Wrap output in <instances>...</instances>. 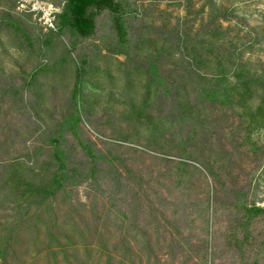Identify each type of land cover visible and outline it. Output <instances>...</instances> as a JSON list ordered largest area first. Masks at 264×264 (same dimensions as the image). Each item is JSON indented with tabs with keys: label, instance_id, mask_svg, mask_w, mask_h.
Returning a JSON list of instances; mask_svg holds the SVG:
<instances>
[{
	"label": "rangeland",
	"instance_id": "374dc122",
	"mask_svg": "<svg viewBox=\"0 0 264 264\" xmlns=\"http://www.w3.org/2000/svg\"><path fill=\"white\" fill-rule=\"evenodd\" d=\"M37 1L0 0V264H264V0H128L123 38Z\"/></svg>",
	"mask_w": 264,
	"mask_h": 264
},
{
	"label": "trees",
	"instance_id": "16d2710c",
	"mask_svg": "<svg viewBox=\"0 0 264 264\" xmlns=\"http://www.w3.org/2000/svg\"><path fill=\"white\" fill-rule=\"evenodd\" d=\"M128 0H67L65 11L60 16L65 22L81 35H87L94 27V18L98 11L106 9L117 28L118 33L125 37L124 5ZM249 210H258L249 209Z\"/></svg>",
	"mask_w": 264,
	"mask_h": 264
},
{
	"label": "built area",
	"instance_id": "2783aa9c",
	"mask_svg": "<svg viewBox=\"0 0 264 264\" xmlns=\"http://www.w3.org/2000/svg\"><path fill=\"white\" fill-rule=\"evenodd\" d=\"M33 5L30 8V12H37L40 17V21L48 26L49 28H54L53 24V14L54 10H51V7H47L45 4H40L37 0H32ZM50 8V9H49Z\"/></svg>",
	"mask_w": 264,
	"mask_h": 264
}]
</instances>
